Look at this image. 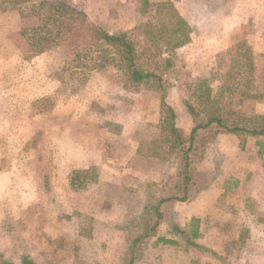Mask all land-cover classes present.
I'll return each mask as SVG.
<instances>
[{"label":"rangeland","instance_id":"1","mask_svg":"<svg viewBox=\"0 0 264 264\" xmlns=\"http://www.w3.org/2000/svg\"><path fill=\"white\" fill-rule=\"evenodd\" d=\"M63 1L110 33H128L139 48L148 25L168 21L162 3L175 8L183 2L192 9L195 24L189 42L175 49L173 66L163 74L165 101L175 111L176 125L189 133L192 119L184 101L198 79L205 78L216 91L224 76L243 72L251 74L248 84L237 77V88H245L249 95L241 99L237 92L234 106L264 118V0ZM23 6L0 0V254L7 260L4 264H20L23 256L35 264H121L128 219L122 224V237L108 236L109 244L101 240L98 244L106 230L97 225L95 216L109 210L111 199L122 190L129 193L138 185L143 204L148 189L175 179L176 160L157 155L166 135L161 92L132 83L115 62L83 58V51V63L77 64L75 48L67 41L52 42L38 51L44 44L39 42L44 35L42 15ZM221 26L226 30L219 31ZM254 137L220 133L208 140L195 164L211 176L208 186L216 179L223 190L222 204L235 197L232 188L238 175L231 169L235 170L232 162L239 149L264 152V145L256 141L264 144V136ZM241 159L237 166L242 170ZM254 161V168L264 172V157L256 155ZM253 181L264 199V173ZM173 206L160 232L157 229L159 235L146 240L145 252L135 263L196 260L193 251L183 250L187 245L179 235L172 243L176 251L162 247L170 243L156 241L170 228L168 220L176 221ZM253 215L264 227V212L253 210ZM242 225L221 224L226 237L217 244L223 253L198 248L204 263L255 264L261 258L264 262L261 229L256 228L252 240L244 244L241 237L237 239L243 235Z\"/></svg>","mask_w":264,"mask_h":264},{"label":"trees","instance_id":"2","mask_svg":"<svg viewBox=\"0 0 264 264\" xmlns=\"http://www.w3.org/2000/svg\"><path fill=\"white\" fill-rule=\"evenodd\" d=\"M11 6L21 5L24 8L35 9L41 13V30L39 36L41 45L38 51H43L52 42L67 41L74 47L77 64H82L83 58H98L115 62L134 84H148L161 92V107L165 110L166 135L159 145L161 159L170 156L176 160V176L173 182H161L146 191L143 204L137 214L131 215L125 226L127 240L126 251L121 264H135L144 254V243L157 234L159 224L165 220L166 212L172 211L176 201H190L206 189L210 182L209 173L201 172L195 164L201 159L203 149L208 140L220 133L234 134L239 137L264 136V118L245 114L234 106V95L238 92L241 99L249 94L237 88V77L248 84L250 72L241 75L233 74L222 78V83L213 91L205 78L198 79L196 88L184 101L192 119V126L187 135L176 125L174 109L165 101L166 89L163 84V74L173 66L175 49L188 43L191 28L173 8L170 2H163L168 21L148 25L143 30V46L126 32L110 33L95 23L86 21L81 12L63 0H2ZM163 22V20H162ZM83 51V58L81 57ZM93 55L95 57H89ZM248 67V64L245 63ZM245 84V85H246ZM255 94L250 93V96ZM241 101V100H240ZM259 146L264 145L257 141ZM261 144V145H260ZM198 219L190 221L189 230L181 227L177 221L168 220L169 233L179 235L187 246H196L194 239L198 236ZM156 241L176 243L165 236H158ZM1 263L7 260L2 258ZM20 264H35L23 256Z\"/></svg>","mask_w":264,"mask_h":264},{"label":"crops","instance_id":"3","mask_svg":"<svg viewBox=\"0 0 264 264\" xmlns=\"http://www.w3.org/2000/svg\"><path fill=\"white\" fill-rule=\"evenodd\" d=\"M181 4L177 3V6H182L181 8H176L179 15L187 22V24L190 26L191 29H193L192 25L195 24V22H192L194 20L193 18V11L191 8L185 7L183 2L180 1ZM225 21H228V18L224 19ZM227 27V26H226ZM225 26H221L218 28L219 31L226 30ZM252 138V137H251ZM257 138V137H253ZM258 141V140H256ZM240 152H238L237 158H233V168L235 170H238L236 172L235 170L231 169V173L238 175V180H235V187L232 188V192L234 193V199L227 201L226 203L229 204H222L219 200V196L221 194V190L218 183L216 182V179L209 185L206 189L202 190L193 200L184 202V201H177L173 203V211L177 212L176 221L181 227H184L191 218L198 219V236L194 239V243L197 245L183 248L185 251H193L196 255V260L192 263H181V264H208L204 263L202 257L203 252L198 251L199 249H202L203 247L210 249L209 252L211 254L215 255H221L223 252L221 250L220 244L218 240L224 239L226 237L223 229H221V224L224 222L229 223H242V233L241 236L238 235L237 239L242 238L244 244L246 242H250L253 238V231L255 232L256 228L261 229V235L264 237V227L262 226V223L257 224V222H262L260 218L256 220V216L253 215L254 212H264V199H261L259 197V194L257 193L256 189L254 188L253 180L255 179V175H263L264 172L261 168L255 169L252 165L255 163L254 159L256 158V155L258 157L262 156L264 157V152L261 154L262 150L260 152L259 149L255 150L254 152H247L246 147L244 151L242 148L239 149ZM236 152V151H234ZM247 153V154H246ZM242 157L241 159L243 166H245L244 169H239L237 166V161ZM228 159L226 158V161ZM225 161L226 167H228L227 163ZM87 167H84V169ZM229 168V167H228ZM230 169V168H229ZM150 179H154L150 177ZM132 191L129 193H126L125 191H121L116 199H111V207L110 209L106 210V212L101 214H96L95 219H97V225L101 228H104L106 231L103 232L102 235H99L100 237L97 238L99 240L98 244H100L101 241H105L107 244L109 242L106 240V238L111 237L110 240H112L113 237H122L123 231H122V224L133 214L137 213L141 207V196H142V189L137 185L136 188L131 189ZM253 199V200H252ZM232 203V204H231ZM233 207L232 212L227 213L226 209L229 208V206ZM228 206V207H227ZM162 223L159 225L158 232H160L162 228ZM103 230V229H102ZM106 233H109L106 235ZM97 234H99L97 232ZM159 235V234H157ZM161 236H165L166 238H169L171 240H176L178 237L175 234L169 233V227L167 226L165 228V232H162ZM175 244V243H173ZM162 247L165 249H168L170 251H176L178 248L175 245L170 244H163ZM200 259H199V258ZM256 262L255 264H264V262ZM140 264V263H135ZM174 264V263H173ZM211 264H218V263H211ZM220 264V263H219ZM226 264H238V263H226ZM247 264V263H242ZM248 264H253V262H250Z\"/></svg>","mask_w":264,"mask_h":264}]
</instances>
